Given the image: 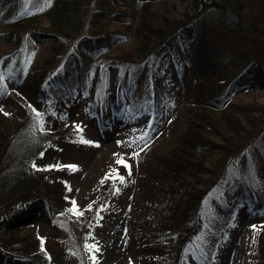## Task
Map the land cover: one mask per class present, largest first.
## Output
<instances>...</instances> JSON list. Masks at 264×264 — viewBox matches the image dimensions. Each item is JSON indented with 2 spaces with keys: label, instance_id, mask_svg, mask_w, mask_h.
<instances>
[{
  "label": "trees",
  "instance_id": "obj_1",
  "mask_svg": "<svg viewBox=\"0 0 264 264\" xmlns=\"http://www.w3.org/2000/svg\"><path fill=\"white\" fill-rule=\"evenodd\" d=\"M27 1H12L19 8L2 14L0 32L10 46L1 57L11 55L0 68V105L11 114L0 111V264H48L46 242L32 229L52 220L68 232L76 264H86L77 236L85 238L102 216L89 213L79 228L74 215L57 209L66 203L72 169L61 157L83 148L92 134L85 122L67 119L80 107L101 124L126 104L133 82L138 93L127 106L147 105L143 67L155 65L180 41L192 84L183 130L173 148L156 159L168 188L150 228L149 254L157 256L156 264H208L230 214L243 202L255 211L264 208V120L255 121L262 106L234 100L264 89V60L259 51L245 53L226 37L252 27L239 11V0H191L192 12L178 18L131 0L138 15L134 28L126 26L134 38L123 57L105 52L128 39L120 26L112 28L126 17L121 8L127 0H53L41 14ZM210 11L216 13L212 23L206 18ZM34 39L50 42L51 52L25 71L34 57ZM223 41L229 46L219 45ZM109 68L115 70L110 88ZM214 152L219 158L209 163ZM171 238L175 244L165 247ZM250 253L247 264H264L263 235L255 237Z\"/></svg>",
  "mask_w": 264,
  "mask_h": 264
},
{
  "label": "rangeland",
  "instance_id": "obj_2",
  "mask_svg": "<svg viewBox=\"0 0 264 264\" xmlns=\"http://www.w3.org/2000/svg\"><path fill=\"white\" fill-rule=\"evenodd\" d=\"M12 1L0 0V32L3 30L2 14L19 8L18 3L14 4ZM143 1L151 3L153 12L163 10L171 18L191 13L193 9L191 0ZM28 4L37 6V12L32 11L35 14H41L51 5L48 0H28L26 5ZM121 10L126 13V17L116 21L112 28L120 26L128 39L109 48L105 53L110 56L120 52L118 56L123 57L121 53L131 52L134 31L126 30V26L134 28V18L138 12L131 0H127L126 8L123 6ZM239 11L252 27L247 34L236 31L226 37L245 53L259 51L260 58L264 60V4L260 0H239ZM215 16L213 11L206 14L211 23L215 21ZM194 28H198L197 23ZM229 44L226 41L219 43L223 47H228ZM51 45L48 41H31V53H34V57L28 61L25 71L34 61L36 63V60L50 53ZM9 50V44L0 36V68L10 60L11 55L1 57ZM187 59L185 45L178 42L172 52L160 57L155 65L144 63L148 67L144 66L143 72L147 74L150 90L147 105H133L134 110L127 106L138 93L133 82L134 89L129 91L131 95L128 94L126 104L116 113L107 114L101 124L95 116L88 115L80 107L71 111L67 119L69 122H85L88 127L86 131L92 134L88 140H83L91 143L61 157V163H70L75 169H71L67 179L66 203L57 209L58 214L74 215L79 228L90 214L96 219L102 216L99 217L97 227L89 231L85 238L77 236V245H81L77 248L85 255L86 264L157 263V256L149 254L152 250L149 234L150 228L156 223L159 206L165 203L168 185L159 177L160 169L156 159L173 148L175 138L183 130V114L188 104L185 96L189 94L192 84V71L184 67ZM14 60L13 57L12 61ZM114 72L113 68H109L105 74L109 88L115 78ZM252 93L253 95H242L234 100L236 103L261 105L262 114L255 115V121L260 125L264 120V89ZM83 98L81 96L79 101ZM7 109L0 105V111L11 116ZM79 127L80 124L75 123V129L80 130ZM78 135L81 136L80 133ZM214 140L217 141L215 138ZM219 155L212 153L209 163L215 164ZM120 159L130 165L131 174L129 168L117 163ZM119 177H123V182ZM171 186L178 190V187ZM56 224L54 220L39 224L32 232L46 242L43 253L50 258L48 264H76L77 257L67 244L68 232L61 230ZM75 226L76 224L74 228ZM258 234L264 236V208L255 211L248 203L243 202L228 217L209 264H247L253 241ZM164 244L165 247H173L175 242L171 238L169 242L164 240ZM90 245L94 247L90 249Z\"/></svg>",
  "mask_w": 264,
  "mask_h": 264
},
{
  "label": "snow or ice",
  "instance_id": "obj_3",
  "mask_svg": "<svg viewBox=\"0 0 264 264\" xmlns=\"http://www.w3.org/2000/svg\"><path fill=\"white\" fill-rule=\"evenodd\" d=\"M82 131V130H81ZM82 142H86V143H91L90 141H82ZM117 163L118 164H123L125 167H127V168H129V174H131L130 173V165H128L123 159H120V160H117ZM35 166V165H34ZM70 167H72L73 169H75V166H70ZM119 179L121 180V182H123V177H119ZM73 203H75V202H73ZM89 207H91V206H89ZM81 215H82V213H80ZM90 249L91 248H93L94 246L93 245H90V246H88ZM97 251H98V249H96Z\"/></svg>",
  "mask_w": 264,
  "mask_h": 264
}]
</instances>
